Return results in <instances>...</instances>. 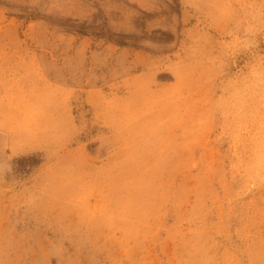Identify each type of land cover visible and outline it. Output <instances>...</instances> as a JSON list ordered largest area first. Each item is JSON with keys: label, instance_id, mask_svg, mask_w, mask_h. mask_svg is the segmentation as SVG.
<instances>
[{"label": "rangeland", "instance_id": "1", "mask_svg": "<svg viewBox=\"0 0 264 264\" xmlns=\"http://www.w3.org/2000/svg\"><path fill=\"white\" fill-rule=\"evenodd\" d=\"M0 264H264V0H0Z\"/></svg>", "mask_w": 264, "mask_h": 264}]
</instances>
